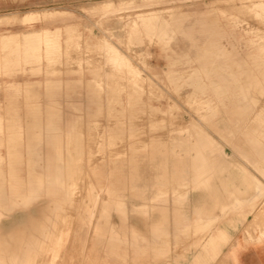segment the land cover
<instances>
[{"label":"rangeland","instance_id":"rangeland-1","mask_svg":"<svg viewBox=\"0 0 264 264\" xmlns=\"http://www.w3.org/2000/svg\"><path fill=\"white\" fill-rule=\"evenodd\" d=\"M223 153L255 194L204 213L209 238L264 209V0H0V237L35 239L11 264H89L137 198L182 206Z\"/></svg>","mask_w":264,"mask_h":264},{"label":"crops","instance_id":"crops-1","mask_svg":"<svg viewBox=\"0 0 264 264\" xmlns=\"http://www.w3.org/2000/svg\"><path fill=\"white\" fill-rule=\"evenodd\" d=\"M147 188L151 191L149 189L146 192L142 191V195H147L145 198L149 199L156 192L154 187ZM252 193L248 192L250 195ZM202 194V192L191 191L189 200L182 206H176L173 203L162 205L160 209L166 212V217L163 218L155 212L156 208L152 203L137 198L132 204V207L135 206L132 208L135 211V217L128 220L125 230L120 228L119 231L112 223L104 225L105 231L111 235L112 246L120 243L119 246L111 249L109 239L104 237V250L88 252V263L264 264V221H258V218L264 219V209L254 217V220L252 215L247 221L239 224L238 231L233 234L234 238L228 245H220L223 244L221 242L218 245L220 229L211 238L206 233L208 223L203 212L207 208L199 198ZM127 209L130 211V208L127 207ZM144 210L147 211L146 214ZM244 210H249V208ZM118 214L123 221H126L130 213L126 214L121 211ZM28 217H26L27 221L31 220V216L29 219ZM255 226L258 227L257 233L254 232L255 229L252 231V227ZM213 238L217 244L215 246L211 244ZM221 246H224L223 249ZM220 249L222 251L219 253ZM215 251L216 254H213Z\"/></svg>","mask_w":264,"mask_h":264},{"label":"bare ground","instance_id":"bare-ground-1","mask_svg":"<svg viewBox=\"0 0 264 264\" xmlns=\"http://www.w3.org/2000/svg\"><path fill=\"white\" fill-rule=\"evenodd\" d=\"M109 5L110 4L105 3V5H101L100 7H97L95 10H97V11L98 10H104ZM109 8H110V6H109ZM48 15H49L48 17L44 18L48 24H53V23L55 24L57 21L62 20L63 16H64L62 13H58V12H52ZM28 18H30V17H28ZM28 18H26L25 20H28ZM138 19L153 20V15L142 14V15L138 16ZM29 36H30L28 39L29 42H32L34 39L37 38V37H33V36H35L33 33H30ZM113 55L111 57V60L114 63L120 62V60H119L120 58L118 56H115V55L113 56ZM98 63H100V62H98ZM77 98H79V97H77ZM77 98H75V99H77ZM235 141H236L235 142V148H236V152H237L235 154H240V155L244 156L243 158H246L247 160L255 162L252 154L247 151V148L245 147V144H243V141L240 139H237ZM47 153H48V155L52 154L50 149H48V148H47ZM235 154L233 153L231 155H228L226 153H223V155H220L218 157L216 156L215 158H217V159H215V160H213L214 158L212 159V166L211 167H209L207 169H199V171L196 175V177L198 179V183H197L198 189L203 191L202 192L203 195L199 196V198H200V200H202L204 205L206 204V208H207V210L204 211L203 213L207 214V216L208 215L210 217L212 216V218H214V220H217L218 218H220L223 215V212H225V210L227 208H229L230 205H233L235 202H239V201H249L251 196L253 194H255L254 183L251 181V179L249 177L250 170L247 169L240 161H237L238 159L235 157ZM210 155H212V153ZM209 159H211V158H209ZM45 165H47V164H45ZM50 171H51V169H50ZM53 172H54V170H53ZM51 174H52V172H51ZM248 192H253V193L250 195V194H248ZM244 194H248V196L244 195ZM54 197H52V199H51L52 203L56 202V198H54ZM58 204H60V203H58ZM175 205H176V203H175ZM201 206H203V205H201ZM202 211H203V209H202ZM217 211H220V213H217ZM155 212H157V214L160 216V218H163L166 214V212H164L162 210H157ZM13 215H15V214H13ZM12 219H13V217H12ZM242 220L244 221V219H242ZM242 220H241V222L230 223L229 226H226V227L223 226V228H220L219 233H218L217 244L219 242H221L223 244H220V245H224V246L228 245L232 241V239L234 238L233 234L238 231L239 224H242V222H243ZM40 229H41V227H40ZM38 232H40V231H38ZM34 240H35L34 238H31V239L26 238V236H24V234H19L17 237L11 238L9 241L5 238L3 239L0 237V263L1 264H11V263L15 262L14 258L15 257L18 258L17 256L19 255V253H20L22 247L24 246L25 242L32 243V242H34ZM213 241L211 244L213 246L217 245L215 243L216 241L214 238H213ZM8 242H11V243L14 242V245L12 244L13 246H11ZM223 247L221 249H223ZM217 249H219V248H217ZM221 249H220V251H218L219 253L222 251ZM213 254H216V251H215V253L213 252Z\"/></svg>","mask_w":264,"mask_h":264}]
</instances>
